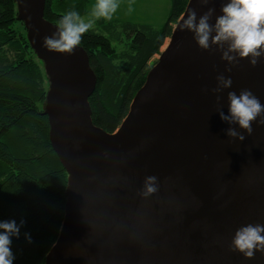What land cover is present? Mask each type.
<instances>
[{
    "label": "water",
    "instance_id": "obj_1",
    "mask_svg": "<svg viewBox=\"0 0 264 264\" xmlns=\"http://www.w3.org/2000/svg\"><path fill=\"white\" fill-rule=\"evenodd\" d=\"M14 1L48 76L49 139L68 173L64 219L45 264H264L260 251L246 258L229 249L239 227L264 224V125L258 118L251 135L231 125L240 141L226 135L217 111L228 114V92L242 89L264 104V58L230 65L179 29L191 8L198 18L214 8V24L227 0H189L113 133L93 123L88 53L49 51L44 37L56 24L45 18L46 0ZM221 74L232 86L213 93ZM147 176L157 177V191L144 196Z\"/></svg>",
    "mask_w": 264,
    "mask_h": 264
},
{
    "label": "trees",
    "instance_id": "obj_2",
    "mask_svg": "<svg viewBox=\"0 0 264 264\" xmlns=\"http://www.w3.org/2000/svg\"><path fill=\"white\" fill-rule=\"evenodd\" d=\"M89 0H46L45 18L56 24ZM189 0H172L162 29L149 24L98 20L79 46L97 77L89 99L95 126L118 129L137 91ZM31 48L14 0H0V221L15 220L13 264H45L64 219L68 173L52 148L44 114L49 80ZM2 231V230H0ZM28 234L31 242L26 238Z\"/></svg>",
    "mask_w": 264,
    "mask_h": 264
},
{
    "label": "clouds",
    "instance_id": "obj_3",
    "mask_svg": "<svg viewBox=\"0 0 264 264\" xmlns=\"http://www.w3.org/2000/svg\"><path fill=\"white\" fill-rule=\"evenodd\" d=\"M211 0H198L207 5ZM121 7V0H95L82 16L76 10H69L61 15L56 22V31L51 36L44 37V47L49 51L72 55L81 44L83 37L93 30L98 20L111 21ZM132 6L129 4L128 11ZM215 9L208 8L197 17L195 9H189L179 24L181 31L187 30L194 34L198 47L205 51L221 52V59L230 65H236L239 60L247 59L253 67L264 58V0H227L222 3L221 15L210 23ZM226 71H231L227 68ZM217 86L213 93H221L232 86V79L223 74L216 77ZM220 96L217 95L219 103ZM228 114L217 109L220 119L230 127L226 135L243 141L244 135L231 125L251 135L252 123L264 125V104L248 89H242L237 95L235 91L227 94ZM157 191V177L147 176L144 181L142 195L148 196ZM21 220L17 225L15 220L0 221V264H13L15 259L11 250L12 237H19ZM26 238L31 242L28 234ZM229 249L242 253L246 258L254 257L255 252L264 253V224H247L239 227L232 238Z\"/></svg>",
    "mask_w": 264,
    "mask_h": 264
},
{
    "label": "rangeland",
    "instance_id": "obj_4",
    "mask_svg": "<svg viewBox=\"0 0 264 264\" xmlns=\"http://www.w3.org/2000/svg\"><path fill=\"white\" fill-rule=\"evenodd\" d=\"M94 2L95 0H89L88 8ZM171 3L172 0H121V7L112 20L149 24L156 29H162L167 22ZM129 4H131L133 9L131 12L128 11ZM169 42L170 38H167L160 50V54L165 51ZM160 54L150 61L151 67L157 63Z\"/></svg>",
    "mask_w": 264,
    "mask_h": 264
}]
</instances>
